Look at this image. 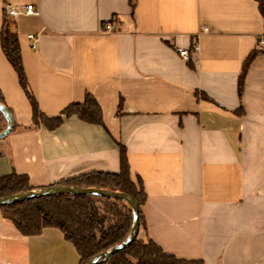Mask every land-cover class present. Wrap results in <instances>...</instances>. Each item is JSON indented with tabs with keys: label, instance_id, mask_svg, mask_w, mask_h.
Listing matches in <instances>:
<instances>
[{
	"label": "crops",
	"instance_id": "crops-1",
	"mask_svg": "<svg viewBox=\"0 0 264 264\" xmlns=\"http://www.w3.org/2000/svg\"><path fill=\"white\" fill-rule=\"evenodd\" d=\"M24 3L39 15H6ZM5 20L47 123L3 51ZM263 34L256 0H0V91L14 117L0 177L24 174L40 189L118 173L123 147L145 192L139 238L204 264H264ZM87 94L102 123L62 115ZM79 262L61 228L24 235L0 209V264Z\"/></svg>",
	"mask_w": 264,
	"mask_h": 264
},
{
	"label": "trees",
	"instance_id": "trees-1",
	"mask_svg": "<svg viewBox=\"0 0 264 264\" xmlns=\"http://www.w3.org/2000/svg\"><path fill=\"white\" fill-rule=\"evenodd\" d=\"M256 1L264 18V0ZM1 35L3 51L16 70L19 82L32 103L35 122L37 123L39 119H42L47 123L48 118L39 110L38 103L30 90L22 62L18 36L11 31L7 20L4 21ZM256 55L257 52H252L244 62L243 71L239 77L240 92L243 89L247 70ZM0 102L5 104L1 91ZM73 114H77L81 119L88 122L102 123L101 107L91 94L86 95L83 103H73L62 112V115L65 116ZM62 115L54 118L50 127L59 126L63 121ZM6 125L5 117L0 111V132ZM121 151L122 168L120 172H93L63 185L106 188L124 192L137 201L140 209L145 201L143 183L141 179L137 183L131 180L126 151L123 147ZM29 190H33V187L30 186L27 175L14 172L0 177V197ZM99 197L106 200L109 209L119 216V222L106 229L102 227L109 217L107 213H100L99 208L95 206L96 199ZM46 204L51 205L47 208ZM118 204H122V208L118 207ZM0 209L3 215L12 220L24 235L39 234L44 227L48 226L61 228L65 237L74 243L80 255L79 264H87L100 252L124 241L130 234L134 221L133 209L125 201L97 195L57 194L0 206ZM141 219L140 209V225ZM99 264H204V262L178 258L173 254L164 252L152 240L145 243L136 238L128 247Z\"/></svg>",
	"mask_w": 264,
	"mask_h": 264
},
{
	"label": "water",
	"instance_id": "water-1",
	"mask_svg": "<svg viewBox=\"0 0 264 264\" xmlns=\"http://www.w3.org/2000/svg\"><path fill=\"white\" fill-rule=\"evenodd\" d=\"M0 111L5 117L7 122L6 127L0 132V139L6 137L13 129L14 117L11 110L2 102H0ZM57 194H77V195H97L106 196L115 199H121L129 204L133 209L134 221L130 234L121 243L111 247L105 252L99 254L87 264H99L110 259L115 253L128 247L137 237L140 230V209L137 201L129 194L115 191L106 188L96 187H81V186H65V185H53L43 187L40 189H33L26 192L17 193L11 196L0 197V206L26 201L33 198H39L44 196H52Z\"/></svg>",
	"mask_w": 264,
	"mask_h": 264
},
{
	"label": "built area",
	"instance_id": "built-area-1",
	"mask_svg": "<svg viewBox=\"0 0 264 264\" xmlns=\"http://www.w3.org/2000/svg\"><path fill=\"white\" fill-rule=\"evenodd\" d=\"M5 11L8 17H17L19 15H39L40 13L36 3L7 4L5 6ZM104 27L106 31H111L114 28V25L111 21H108ZM29 37L33 40V46H35V35L30 34ZM258 45L261 49H264V34L259 38ZM193 50H196L195 44L193 46ZM179 52L184 58H188L189 51L187 49L180 48Z\"/></svg>",
	"mask_w": 264,
	"mask_h": 264
},
{
	"label": "rangeland",
	"instance_id": "rangeland-1",
	"mask_svg": "<svg viewBox=\"0 0 264 264\" xmlns=\"http://www.w3.org/2000/svg\"><path fill=\"white\" fill-rule=\"evenodd\" d=\"M107 204H108L107 201L104 200L101 197L97 198L96 199V202H95V206H97V208H99L100 213H102V214L107 213V216L109 217V219L103 224V227H102L103 229H106L110 225H114L115 223H118L119 222V216L115 212H113L112 210H110ZM50 205L51 204H46L45 206H47V208H48V206H50ZM118 207L122 208V204H118ZM98 235H99V233H98ZM137 239H139V240H141V241H143L145 243H148V241H149L148 239H141L139 237H137ZM105 251H103V252H105ZM103 252H100L99 254H101ZM130 258L134 259L131 256H130Z\"/></svg>",
	"mask_w": 264,
	"mask_h": 264
}]
</instances>
